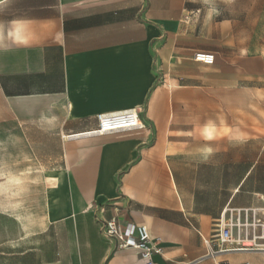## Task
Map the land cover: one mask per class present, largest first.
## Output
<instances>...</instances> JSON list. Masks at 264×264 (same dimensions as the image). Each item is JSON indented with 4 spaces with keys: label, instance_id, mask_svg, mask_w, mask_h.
Wrapping results in <instances>:
<instances>
[{
    "label": "crops",
    "instance_id": "crops-1",
    "mask_svg": "<svg viewBox=\"0 0 264 264\" xmlns=\"http://www.w3.org/2000/svg\"><path fill=\"white\" fill-rule=\"evenodd\" d=\"M194 7L0 0V131L30 155H56L44 161L43 228L76 233L79 264H138L102 235L114 216L148 226L156 261L264 264V53ZM128 110L142 125L88 134L97 114ZM246 139L258 143L247 160ZM230 214L248 225L214 252Z\"/></svg>",
    "mask_w": 264,
    "mask_h": 264
},
{
    "label": "rangeland",
    "instance_id": "rangeland-1",
    "mask_svg": "<svg viewBox=\"0 0 264 264\" xmlns=\"http://www.w3.org/2000/svg\"><path fill=\"white\" fill-rule=\"evenodd\" d=\"M192 1L199 17L231 20L246 47L264 53V0ZM252 110L246 107V113ZM261 113L264 130V107ZM253 124L245 123L246 132L253 130ZM19 144L11 133L0 131V264H79L78 235L62 234L59 223L46 231L43 228L44 161L54 160L56 155H30ZM245 144L247 160L254 156L258 143L246 139ZM35 158L39 162L36 170ZM249 219L253 222L254 218Z\"/></svg>",
    "mask_w": 264,
    "mask_h": 264
},
{
    "label": "built area",
    "instance_id": "built-area-1",
    "mask_svg": "<svg viewBox=\"0 0 264 264\" xmlns=\"http://www.w3.org/2000/svg\"><path fill=\"white\" fill-rule=\"evenodd\" d=\"M194 59L199 62L212 64L214 54L206 52L195 53ZM97 126L93 133L103 134L110 131L127 130L138 127L141 124L139 113L136 110H128L118 113H99L96 115ZM243 225H248L245 221L241 222V217L222 216L218 222L211 242L214 252H220L228 248L225 244L236 243L234 231H240ZM102 235L116 244L119 249H134L138 254V264H173L170 261H156L155 256H163L164 251L161 244L152 238L150 230L146 224L134 222L123 225L116 216L104 220L101 223ZM256 238V236H255ZM249 264V263H247Z\"/></svg>",
    "mask_w": 264,
    "mask_h": 264
},
{
    "label": "bare ground",
    "instance_id": "bare-ground-1",
    "mask_svg": "<svg viewBox=\"0 0 264 264\" xmlns=\"http://www.w3.org/2000/svg\"><path fill=\"white\" fill-rule=\"evenodd\" d=\"M93 132H89L88 134H92Z\"/></svg>",
    "mask_w": 264,
    "mask_h": 264
}]
</instances>
